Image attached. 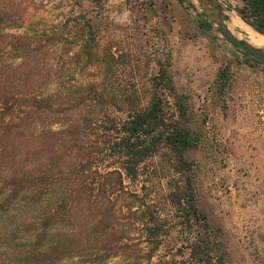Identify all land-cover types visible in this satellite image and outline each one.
<instances>
[{
  "label": "trees",
  "instance_id": "1",
  "mask_svg": "<svg viewBox=\"0 0 264 264\" xmlns=\"http://www.w3.org/2000/svg\"><path fill=\"white\" fill-rule=\"evenodd\" d=\"M238 1L236 15L264 35V0ZM15 2L0 0V225L27 241L11 248L13 264L129 261L130 235L132 250L145 245L147 257L169 236L172 210L182 229L197 227L189 264H220L211 244L219 227L197 205L189 152L202 138L187 96L165 70L144 107L105 104L95 87L63 88L56 36L11 32L21 17ZM200 16L198 27H210ZM159 153L175 176L157 191L146 164Z\"/></svg>",
  "mask_w": 264,
  "mask_h": 264
},
{
  "label": "rangeland",
  "instance_id": "2",
  "mask_svg": "<svg viewBox=\"0 0 264 264\" xmlns=\"http://www.w3.org/2000/svg\"><path fill=\"white\" fill-rule=\"evenodd\" d=\"M15 3L21 17L11 32L45 31L56 36L63 88L92 94L95 87L105 104L144 107L161 70L170 75L175 92L187 96L200 123L202 139L189 159L196 171L198 208L220 230L219 238H211L212 253L220 264H264L263 189L256 177L258 155L253 153L264 144V65L233 50L213 26L199 28L201 12L192 0ZM221 4L228 11L225 21L252 35L234 11L240 2ZM219 71L223 75L216 81ZM162 97L173 112L172 97L167 91ZM146 165L152 170L155 190L173 183L175 174L165 153ZM127 186L135 189L139 183ZM179 222L172 210L169 236L147 257H143L148 252L145 245L132 250L136 236L130 235V260L113 259L109 264H189L186 247L197 227L188 231ZM26 242L21 233L8 234L0 225V264H13L11 248L23 249Z\"/></svg>",
  "mask_w": 264,
  "mask_h": 264
},
{
  "label": "water",
  "instance_id": "3",
  "mask_svg": "<svg viewBox=\"0 0 264 264\" xmlns=\"http://www.w3.org/2000/svg\"><path fill=\"white\" fill-rule=\"evenodd\" d=\"M199 11L207 17L219 36L236 52L242 54L249 60L264 65V52L262 49L254 47L244 39L238 38L225 25L226 16L223 5L218 0H192ZM253 30V29H252ZM255 31V30H254ZM256 32V31H255ZM258 33V32H257ZM260 34V33H258ZM264 36L263 34H260Z\"/></svg>",
  "mask_w": 264,
  "mask_h": 264
},
{
  "label": "bare ground",
  "instance_id": "4",
  "mask_svg": "<svg viewBox=\"0 0 264 264\" xmlns=\"http://www.w3.org/2000/svg\"><path fill=\"white\" fill-rule=\"evenodd\" d=\"M218 1H221L222 0H218ZM223 4V3H222ZM228 11H225L224 14L225 16H227L228 14ZM228 17V16H227ZM230 19V18H229ZM233 19V18H232ZM231 20V19H230ZM226 27L233 33L235 34L238 38H242L244 39L247 43H249L250 45L254 46V47H257V48H260L262 49V51L264 52V36L258 34L257 32H255L254 30H252V28L245 24L243 22V24L250 30L251 34L252 35H249V34H246L242 31H239L237 29H235L236 25L235 23L233 22H226L224 21Z\"/></svg>",
  "mask_w": 264,
  "mask_h": 264
},
{
  "label": "crops",
  "instance_id": "5",
  "mask_svg": "<svg viewBox=\"0 0 264 264\" xmlns=\"http://www.w3.org/2000/svg\"><path fill=\"white\" fill-rule=\"evenodd\" d=\"M173 1V2H172ZM170 0L171 3H178V0ZM264 138V133L262 134ZM253 153L258 155V158H256V177L258 179V185L263 189L262 192V210L260 211V214H262V217L264 218V144L261 147V149L253 148ZM262 180V182H261ZM259 214V215H260ZM264 231V228H263ZM264 233V232H263ZM264 263V261H263Z\"/></svg>",
  "mask_w": 264,
  "mask_h": 264
}]
</instances>
